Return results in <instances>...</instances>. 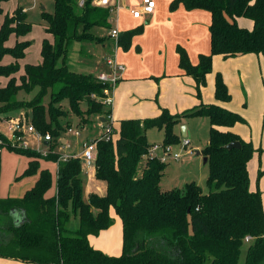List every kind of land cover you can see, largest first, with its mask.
<instances>
[{"label": "trees", "instance_id": "obj_1", "mask_svg": "<svg viewBox=\"0 0 264 264\" xmlns=\"http://www.w3.org/2000/svg\"><path fill=\"white\" fill-rule=\"evenodd\" d=\"M178 3L188 9H205L211 15L208 54H200L194 65L185 51L177 48L178 64L194 79L197 95L212 69L213 55L264 56V0H173L171 7ZM108 16V8L93 0H84L82 6L78 0H53V11L42 12L45 31L52 35V41L42 40L41 62L25 63L19 78L15 75L18 60L25 56L29 41L16 40L12 47L5 42L11 34L17 38L26 35L32 24L22 7L6 13L0 24V76L8 78L5 86H0V112L26 103L35 128L52 136L49 148L54 149L57 138L65 132L58 117L66 112L57 103L66 100L69 110L77 115L83 112L82 103L86 104L85 115L111 113L101 100L106 84L91 73L76 72L67 65L69 44L93 40L88 30L108 28ZM240 16L253 21L252 29L237 25ZM128 42L122 43L127 46ZM6 55L13 62L2 65ZM214 86L216 99H230L219 73ZM34 89L37 91L28 101L17 98L19 91L28 94ZM45 94L49 95L47 105L43 102ZM182 116L209 120V141L201 149L209 167L206 193L193 181L161 189L159 181L166 164L148 156L151 144L146 130L164 128L162 143L177 144L180 139L172 129ZM242 121L236 112L217 104H200L182 114H170L162 108L151 118L120 120L114 139H97L95 145V177L106 182L107 192L104 196L90 193L86 200L79 158L58 162L56 192L47 196L51 173L40 168L38 160L56 162L59 154L43 156L30 148H9L29 158L21 176L37 174V178L23 196L0 198V256L36 264H240L241 248L247 242L242 264H264L262 198L259 191L249 189L247 169L254 149L237 134L219 129ZM232 141L240 145L227 148ZM110 207L122 222L119 256L106 255L92 247L87 238L111 225ZM73 216L78 220L76 228L69 227Z\"/></svg>", "mask_w": 264, "mask_h": 264}, {"label": "crops", "instance_id": "obj_2", "mask_svg": "<svg viewBox=\"0 0 264 264\" xmlns=\"http://www.w3.org/2000/svg\"><path fill=\"white\" fill-rule=\"evenodd\" d=\"M154 1L155 7L151 14L142 16L141 18H133L129 13L128 8L139 5L141 0H122L119 3L118 10L110 15L112 21H108L109 27L107 28V31L111 26H117L120 31V38H122V42L126 43L129 41L127 46H124L125 43L123 44L122 42H118L117 51L115 53L116 61L125 65L124 70L114 85L112 91V104L109 107L114 127L117 128L119 121L123 119L157 116L160 112V107L167 108L170 112H176L189 110L199 106L200 104H217L231 111H236L230 104L227 103L229 100L222 101L215 98V76L217 73H221L220 75L227 86L231 99V92L228 86L230 84L237 85L240 80H243L245 77V71L247 70V68L244 69V64L247 60H250V55L255 53L238 54L227 58L221 54L213 55L212 69L206 74L205 84L200 87L199 95H197L196 83L194 79L190 75L185 74L184 70L178 64L179 53L177 48H182L185 51L189 62L194 65L197 64L200 54H208L210 52V12L200 8L188 9L183 5V3H178L175 7H171V2L173 0ZM23 11L25 12L24 9ZM236 23L239 27L249 30L253 27V21L243 16L237 17ZM93 29V31H95L94 35H96L98 32V30L96 32V29L103 30L105 28L94 27ZM107 31L98 32L97 36L103 40L97 45L95 43L94 46H86L87 48H90V50H94L93 53L90 52V54L95 55V62L93 60L87 61L83 59V43L76 41L79 43L77 56L81 60L80 65L84 66L86 69V71L78 69L79 71L76 70V72L87 73L90 68L98 72L107 70L104 63V57L110 53L112 47L111 40L107 36ZM129 32H131V35ZM43 39L52 41V35L45 31V38L43 37ZM42 40L39 43V50L41 48ZM134 47L141 56V60H146L147 63L152 64L145 65L143 62H141L143 63L142 65L133 64L131 62L133 57L130 56V53L133 51ZM255 55L258 58L264 57L261 54ZM10 61L13 62V59L11 58V60H6L4 64H8ZM20 61L21 65H19L21 66V69H23L25 63H22V59ZM154 63H157L158 65L154 66ZM241 71L243 73H241ZM3 79L2 83H0L1 87L5 86L8 80L6 77H3ZM246 94V102H248V104H253L255 99H251L249 89L246 91ZM142 111H144V113H142ZM243 116L246 117L247 115ZM261 116L264 119V109L261 111ZM100 117L103 116H97L98 119ZM242 124L243 123L236 122L232 126H222L219 127V129L223 131L229 130L237 134L241 139H244L245 135H243ZM82 130L83 128L81 129V132ZM187 130L188 125L187 129L185 128L184 136L187 135ZM254 138H257V136L254 137L252 135V140L255 142ZM63 139L65 140L64 143L68 144L66 138L63 137ZM89 139L91 138L86 136L81 143ZM188 141V144H190L189 139ZM261 145L264 147V130L263 134L259 138V146ZM201 149L202 147H196L194 152L199 150L200 154L195 153V155L202 159L204 156L201 153ZM8 152L16 153L10 150H8ZM16 155L21 154L16 153ZM22 156L24 163L19 166L14 165L10 170L11 176H15L16 174L15 178L17 179H23L24 177V179L29 177L33 178L29 185L32 187L37 178V174L20 177L23 171L27 168L29 162L28 157L24 155ZM253 157L254 153L247 163V169L249 168L250 161ZM47 164L54 165L56 179L57 164L54 161H46L44 164L42 163L41 167L47 168ZM81 177L83 179V197L85 200L90 193H94L95 191H97L100 195L104 194V189L101 186L96 185L97 190L93 188V181L95 177L94 165L88 169L82 168ZM18 183L20 182H16L17 190L19 189ZM30 188H26L24 190L26 191ZM55 192L56 184L53 190L52 188L49 189L47 196H52ZM5 197L10 196H0V198ZM13 197H21V195ZM262 203L264 210V200H262ZM109 214L112 219L111 225L97 234H88L87 238L92 247L102 251L106 255L119 256L122 252V222L113 207H110ZM77 225V217L73 216L70 219L69 227L76 228ZM0 264L36 263L22 261L17 258L0 256Z\"/></svg>", "mask_w": 264, "mask_h": 264}, {"label": "rangeland", "instance_id": "obj_3", "mask_svg": "<svg viewBox=\"0 0 264 264\" xmlns=\"http://www.w3.org/2000/svg\"><path fill=\"white\" fill-rule=\"evenodd\" d=\"M17 7H22L27 15L28 21L32 24L31 30L24 35L25 37L15 38V35H9L7 41L5 42V46L12 47L15 44V39L18 41H29V45L25 49V56L22 58V63L27 64H37L41 62L39 43L45 38L44 31V21L42 19V12H52L53 11V0H0V24L6 13L13 12ZM105 28V27H104ZM93 28L88 30V34L94 37L92 40H82L83 59L87 61H94L96 58L95 55L90 54L93 53L94 50H90L87 48L88 46H94L101 42L103 39L98 37V32L107 31V28L100 30L96 29V35H94ZM78 32H81L79 28ZM87 46V47H86ZM81 48V47H80ZM79 43L73 41L69 44L68 52H67V65L68 68L73 70L78 69L82 71H86L84 66H81V60L78 55ZM117 48L115 49V53ZM86 54V55H85ZM131 62L136 65H151L152 63H147L146 60H141V56L135 50L130 53ZM88 56V57H86ZM137 56V57H135ZM250 60H247L244 64L245 77L243 80H240L237 85L230 84L228 86L231 92V99L227 102L230 104L236 111L238 115L241 116L243 123V135L245 138L242 140L250 142L254 149V157L251 159L248 174H249V189L252 191H259L261 194L262 200H264V147L259 146V138L263 134L264 130V119L261 116V111L264 109V57L258 58L255 54L250 55ZM86 57V58H85ZM11 60L9 55L3 57L1 64H4L6 60ZM24 59V60H23ZM21 60V59H20ZM18 63L21 65V61ZM95 62V61H94ZM143 62V63H141ZM11 61L8 63L10 64ZM130 63V62H129ZM19 65V71L15 74L16 78H19V75L23 73V69ZM125 65V64H124ZM158 65L154 63V66ZM126 67V66H125ZM93 75H96L98 71L90 68L88 70ZM97 72V73H96ZM241 73H243L241 71ZM221 74V73H220ZM222 77V76H221ZM3 76H0V83L3 81ZM18 80V79H17ZM19 82V81H18ZM250 90L251 99L254 98L255 102L249 103L246 102V91ZM37 91L34 89L31 93H25L24 91H19L17 94L18 99H24L28 101ZM49 101V95L45 94L43 96V102L47 105ZM26 104V103H25ZM23 104L18 109L9 111V112H0V128L4 129V122L9 117H16L19 115H23L27 119L31 120V113L29 109H26V105ZM60 109H63L66 113L62 116L58 117V121L66 128L68 126H78L83 128L80 136H73L71 134H67L63 132L61 134L62 137H65L67 140V146L65 148H61V152H65L68 154L77 155L81 151V141L88 136L91 139H99L103 134V129L101 127L100 122L97 119V115H85L84 111L86 109V104H81V110L83 111L80 115H77L69 110L66 100L57 103ZM162 107H160L161 112ZM167 109V108H166ZM168 110V109H167ZM186 111V110H185ZM233 111V110H232ZM159 112V114H160ZM170 114H182L183 111L170 112ZM144 113V111H142ZM158 114V115H159ZM243 115H247L244 117ZM154 116H144L142 118H151ZM187 130V135L182 134L181 126H184ZM117 127V126H116ZM173 132L179 136L180 141L183 138H187L190 140V144L186 147L181 145V142L177 144L171 145L170 155H167L163 163L166 164L165 169L163 171V175L159 181V186L161 189H172L181 187L186 182L193 181L198 186H200L201 190L206 193L208 192L207 178L209 174V167L207 163H203L202 159L199 156L195 155L194 150L196 147H204L209 141V123L206 117L204 116H182L178 123L173 126ZM116 131V130H115ZM117 133L115 132V135ZM252 135L254 137L257 136L255 142L252 140ZM146 138L150 144H162L164 139V128L158 127H149L146 130ZM59 144V143H58ZM58 144L54 148V150L58 147ZM192 150V151H191ZM191 152V153H190ZM177 153L179 155L178 158H174V154ZM32 160L35 161V159ZM40 168L42 163L44 164L46 160L39 159ZM50 162V161H49ZM24 163L22 155H16V153L8 152V150H4L0 154V196H16L23 195L25 193L26 188H30L31 180L33 178L26 179H17L15 176H11V168L14 165L19 166ZM45 166V165H44ZM46 167L52 174V190L55 187L56 179H55V167L53 164H47ZM21 177V175H20ZM20 180V181H19ZM16 182L18 183V190L16 186ZM94 187L96 189L97 186H101L104 189V194L100 195L97 191L94 194L99 196H104L107 192V184L104 180L97 179L94 177ZM97 185V186H96ZM97 190V189H96ZM263 206V203H262ZM264 211V210H263ZM75 222V220H74ZM248 243H244L241 248V254L239 262L242 264L245 260V251Z\"/></svg>", "mask_w": 264, "mask_h": 264}, {"label": "built area", "instance_id": "obj_4", "mask_svg": "<svg viewBox=\"0 0 264 264\" xmlns=\"http://www.w3.org/2000/svg\"><path fill=\"white\" fill-rule=\"evenodd\" d=\"M120 1L122 0H93V3L108 8V21L111 22L112 20L110 15L118 10ZM83 3L84 0H78L79 6H82ZM154 7V0H141L139 5L129 7L128 11L133 18H141L142 16L151 14ZM107 36L112 43L110 53L104 57V63L107 70L98 72L95 77L103 84H106V87L103 89V97L101 100L107 107H110L112 104V91L116 81L119 79L120 74L124 70V65L118 63L115 59V49L118 46L120 38V31L117 26H111L107 31ZM102 116L106 118V121H99L103 129V134L99 139L112 140L115 137V127L111 114L108 113ZM3 124L4 129L0 128V154L9 148H30L36 150L43 156L47 155L49 152H57L59 157L55 162L56 164H58L59 161L67 160L70 157H77L80 159L81 167L83 169H88L94 165L96 139L83 141L81 143L80 153L77 155H71L59 151L61 148H65L67 146V144L64 143L65 140L62 136L57 138L59 144L55 150L49 148V144L53 143L52 136L49 133L42 134L35 128L31 120L27 119L23 115L9 117ZM81 129L82 128L78 126H68L65 133L73 136H80ZM180 142L183 147H186L189 143L186 138H183ZM170 152L171 145L169 144H151L148 148V156L155 157L162 162L165 160L167 155H170ZM173 156L174 158L179 157L177 153ZM248 239L249 238H246L245 240L247 241Z\"/></svg>", "mask_w": 264, "mask_h": 264}, {"label": "water", "instance_id": "obj_5", "mask_svg": "<svg viewBox=\"0 0 264 264\" xmlns=\"http://www.w3.org/2000/svg\"><path fill=\"white\" fill-rule=\"evenodd\" d=\"M105 119H106L105 117H100V118H99V120H100L101 122H105V121H106ZM181 128H182V134L184 135V134H185V127H184V126H181ZM239 145H240V144H239L238 141H232V142L228 143V144L226 145V147H227V148H232V147H238ZM195 153H196V154H200V151H199V150H196ZM202 161H203V163L205 164V163L207 162V157L204 156V157L202 158Z\"/></svg>", "mask_w": 264, "mask_h": 264}]
</instances>
